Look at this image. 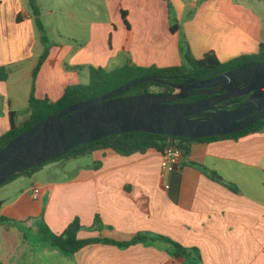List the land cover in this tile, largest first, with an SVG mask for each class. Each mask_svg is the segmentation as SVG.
<instances>
[{
    "label": "crops",
    "instance_id": "crops-1",
    "mask_svg": "<svg viewBox=\"0 0 264 264\" xmlns=\"http://www.w3.org/2000/svg\"><path fill=\"white\" fill-rule=\"evenodd\" d=\"M36 1L42 20L61 14L88 25V36L79 41L78 31L54 25L65 40L50 44L34 78L45 47L28 0H0V67L10 71L0 80V138L11 129V112L19 127L30 118L33 94L58 101L66 87L90 82V67L179 66L187 50L198 59L213 51L228 62L264 43V0H104L105 19L100 0H90L83 4L95 16L89 20L73 0ZM87 156L91 164L75 173L67 166L78 158L64 159L0 186V264H264V132L193 142L184 165L169 170L156 149ZM76 218L80 240L150 239L97 241L66 254L52 236ZM161 237L198 248L201 259L181 257Z\"/></svg>",
    "mask_w": 264,
    "mask_h": 264
},
{
    "label": "water",
    "instance_id": "water-1",
    "mask_svg": "<svg viewBox=\"0 0 264 264\" xmlns=\"http://www.w3.org/2000/svg\"><path fill=\"white\" fill-rule=\"evenodd\" d=\"M148 82L168 84L156 76L140 78L103 96L74 104L17 136L0 149V186L16 174L108 136L139 131L200 139L235 134L264 118V62L207 80L168 84L175 88L169 94L120 97ZM199 95L205 98L180 102ZM240 96L248 98L238 108L219 106Z\"/></svg>",
    "mask_w": 264,
    "mask_h": 264
},
{
    "label": "trees",
    "instance_id": "trees-1",
    "mask_svg": "<svg viewBox=\"0 0 264 264\" xmlns=\"http://www.w3.org/2000/svg\"><path fill=\"white\" fill-rule=\"evenodd\" d=\"M29 7L35 17L37 28L41 34V40L44 44V51L39 58L38 64L34 70L33 76L37 77L42 65L46 61L50 53V44L46 34V27L41 19V12L36 0H28ZM125 14L123 13V16ZM185 62L179 66H172L166 68L157 67H141L132 63H127L122 67L114 70H106L102 67H90V82L88 84H77L66 87L63 96L58 101H50L49 99H38L33 94L30 99L31 115L22 126H17L15 122V113L11 112V129L0 138V149L6 146L9 142L14 140L17 136L30 129L37 123L56 115L70 106L103 96L110 93L130 82L138 80L143 77L156 76L160 80L168 84H182L189 79L207 80L221 74H224L233 69L246 66L253 63L264 62V43H261L259 52L256 54L242 55L234 58L228 62H221L215 52L211 51L206 53L202 58H195L189 50L184 54ZM10 71L7 67H0V80H7ZM162 82H148L131 88L123 93L120 97L143 95V94H169L175 91L172 86ZM205 98L203 95L186 97L180 102L191 103L199 99ZM248 96H240L222 102L219 106L224 109L238 108L241 103L246 101ZM264 132V118L253 126L231 135H219L213 137H206L200 139H191L185 137H175L169 135H161L149 132H129L120 135H112L102 138L98 141L83 144L71 149L64 156L53 158L52 160L27 169L19 174L10 177L4 184L13 181L17 177L25 174L35 173L43 166L64 159L79 158L92 154L99 149H113L122 155H133L135 153H146L150 149H156L160 152H165L167 147H175L183 151L185 159L188 158L191 152V144L196 141L212 142L220 139H234L238 140L248 134ZM184 159V162H185ZM184 162L181 166L184 165ZM218 179L219 176L215 174ZM173 198L177 200V195L173 194ZM97 218V223H99ZM82 229L79 218H76L66 229L62 235H53L52 240L64 253L74 254L86 245L97 241H104L107 243L118 244L121 246H129L138 242L149 240L147 235L139 234L129 242H117L108 239H88L80 240L78 232ZM163 240L173 244L177 252L183 258H189L196 255L201 259V253L198 248H185L179 243L165 237Z\"/></svg>",
    "mask_w": 264,
    "mask_h": 264
},
{
    "label": "rangeland",
    "instance_id": "rangeland-1",
    "mask_svg": "<svg viewBox=\"0 0 264 264\" xmlns=\"http://www.w3.org/2000/svg\"><path fill=\"white\" fill-rule=\"evenodd\" d=\"M41 2H43V5L46 4L48 1L51 4H55L57 5L59 0H40ZM83 1V2H82ZM87 1L89 2L90 0H73V10L75 12H78V15L80 18L84 19V20H89L91 18H95L93 12H90L88 9H86V6L83 5L84 3H87ZM104 0H100L101 3H98V10L100 11V18L101 19H105L107 18V12L105 9L104 4L102 3ZM45 7V6H43ZM44 9H46V11L48 10V7H45ZM63 15L61 14H57V15H51L49 13H47L43 20H44V25L46 27V34L48 36V40H49V44H52L54 42H61L62 40H65L64 36H61L58 32V28H60L59 30H62L64 32H79V41H83L87 38L88 36V25H81L79 23H77L76 21L72 20V19H67L66 21L64 19H62ZM42 20V21H43ZM54 25L59 26L57 28V30L53 29ZM64 35V34H63ZM25 111L23 109V107L21 108V110L19 109V113H18V122L21 123L23 121V117L25 115ZM73 159V158H71ZM70 165L67 166L68 171L71 173H75V171L78 170L79 166H86L88 164H91V162H89V157L85 156L84 158H78V159H73L72 162H69ZM62 175V174H61Z\"/></svg>",
    "mask_w": 264,
    "mask_h": 264
},
{
    "label": "built area",
    "instance_id": "built-area-1",
    "mask_svg": "<svg viewBox=\"0 0 264 264\" xmlns=\"http://www.w3.org/2000/svg\"><path fill=\"white\" fill-rule=\"evenodd\" d=\"M185 159L184 153L182 150L175 147H167L165 152H163V161L162 167L164 170L172 169L173 167H179L183 164ZM169 188V185H167ZM40 194L39 188H35L33 192V197L36 199Z\"/></svg>",
    "mask_w": 264,
    "mask_h": 264
},
{
    "label": "flooded vegetation",
    "instance_id": "flooded-vegetation-1",
    "mask_svg": "<svg viewBox=\"0 0 264 264\" xmlns=\"http://www.w3.org/2000/svg\"><path fill=\"white\" fill-rule=\"evenodd\" d=\"M220 93H224V91L221 90Z\"/></svg>",
    "mask_w": 264,
    "mask_h": 264
}]
</instances>
